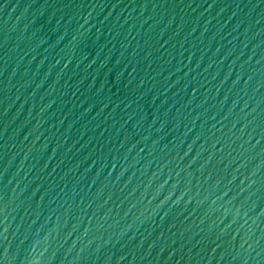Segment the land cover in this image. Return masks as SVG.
<instances>
[{
  "label": "water",
  "instance_id": "1",
  "mask_svg": "<svg viewBox=\"0 0 264 264\" xmlns=\"http://www.w3.org/2000/svg\"><path fill=\"white\" fill-rule=\"evenodd\" d=\"M0 264H264V0H0Z\"/></svg>",
  "mask_w": 264,
  "mask_h": 264
}]
</instances>
